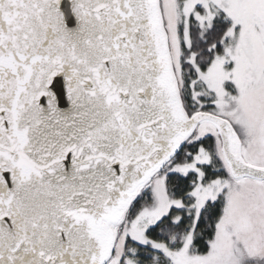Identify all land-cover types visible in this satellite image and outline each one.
<instances>
[{
    "label": "snow or ice",
    "instance_id": "6c2138e0",
    "mask_svg": "<svg viewBox=\"0 0 264 264\" xmlns=\"http://www.w3.org/2000/svg\"><path fill=\"white\" fill-rule=\"evenodd\" d=\"M0 264H264V0H0Z\"/></svg>",
    "mask_w": 264,
    "mask_h": 264
}]
</instances>
